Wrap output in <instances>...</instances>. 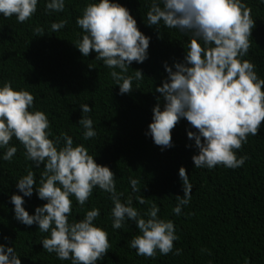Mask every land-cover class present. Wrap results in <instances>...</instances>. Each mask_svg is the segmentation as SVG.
Wrapping results in <instances>:
<instances>
[{
    "label": "trees",
    "instance_id": "obj_1",
    "mask_svg": "<svg viewBox=\"0 0 264 264\" xmlns=\"http://www.w3.org/2000/svg\"><path fill=\"white\" fill-rule=\"evenodd\" d=\"M45 2L38 0L36 12L23 23L17 22L15 15L5 18L0 14V84L9 81L14 89L29 91L34 97L32 110L45 112L50 121L49 138L63 132L72 137L74 145L83 144L97 164L114 173L122 202L131 197L132 206L141 214L156 203L158 217L172 220L178 236L168 254L157 251L154 257L138 256L128 247L129 240L139 234L135 223L129 220L120 229H113L112 201L106 192L94 187L83 207L73 198L69 220L82 219L92 207L100 210L93 223L107 231L109 248L97 264H264V120L256 135L249 134L247 142L235 150L237 157L247 156L240 167L195 168L191 156L198 150L187 131L196 130L186 119L181 118L170 130L171 147L162 149L145 134L152 107L159 102L163 108V98L155 91L167 80L163 65L166 62L171 67L173 62L183 61L190 34L167 28L162 22L147 25L151 0H117L134 17L138 30L150 38L147 58L141 63L132 61L124 73L134 75L140 70L143 77L133 79L132 90L120 94L109 75L111 69L96 60L93 51L84 57L75 47L82 36L75 20L90 0H65L62 12L46 10ZM243 2L251 9L254 26L250 47L242 59L254 63L257 75L264 78V3ZM60 19L67 20L66 25L51 31L50 24ZM37 26L45 33L35 36ZM85 103L91 108L88 113L79 108ZM83 116L92 119L96 132L87 140L77 123ZM9 143L17 151L10 161L0 159V243L13 246L21 264H71L42 248L40 241L47 232H40L35 223L28 226L14 218L9 198L14 193L22 195L16 181L28 170L34 172L36 185L30 197H23L22 206L32 214L46 201L35 191L43 163L40 168L32 167L20 142L13 137ZM3 151L0 149V154ZM180 166L192 188L189 203L176 215L172 212L175 196L183 195ZM129 178L138 181L139 191L132 192ZM137 196H144L145 202L139 203ZM177 248L179 255L175 254Z\"/></svg>",
    "mask_w": 264,
    "mask_h": 264
},
{
    "label": "clouds",
    "instance_id": "obj_2",
    "mask_svg": "<svg viewBox=\"0 0 264 264\" xmlns=\"http://www.w3.org/2000/svg\"><path fill=\"white\" fill-rule=\"evenodd\" d=\"M37 3L38 0H0V14L5 18L15 15L17 22L23 23L36 12ZM44 7L62 12L65 0H46ZM250 13L243 0H151L146 12L147 25L162 22L167 28L190 34V39L182 62H173L171 67L166 62L163 65L167 80L155 89L163 98V108L159 102L152 107L145 134L162 149L171 147L170 130L181 118L186 119L196 130L187 131L192 146L198 150L191 156L195 168L240 167L247 156L237 157L235 150L247 142L249 134L256 135L264 120V78L257 75L254 63L242 59L250 47L254 26ZM66 23L60 19L52 22L50 29L55 32ZM75 23L82 30L75 44L81 55L87 57L93 51L95 59L111 69L109 75L119 86L118 92H130L133 79L140 80L143 75L140 70H135L134 75L124 73L132 61L141 63L147 58L150 38L138 30L129 10L117 0H90ZM33 31L35 36L45 33L39 26ZM33 100L29 91L14 89L9 81L0 84V149H4L0 159L13 158L17 148L9 142L14 137L32 167L40 168L43 163L35 191L46 202L36 206L32 214L22 206L23 197H30L36 185L34 172L28 170L16 181L22 195L14 193L9 198L14 218L28 226L35 223L40 232H47L40 241L42 248L55 253L58 259L70 260L71 264H97L109 248L107 231L93 223L100 210L92 207L78 220L70 221L69 216L73 198L83 207L94 187H98L112 201L113 229H120L129 220L135 223L139 234L129 240L128 247L135 249L138 256L171 252L178 239L172 220L158 217L156 203L141 214L132 206L131 197L122 202L123 193L117 191L115 175L109 167L97 164L87 148L74 145L66 133L49 138L50 121L45 112L32 110ZM79 108L83 113L91 111L86 103ZM77 123L84 129L83 139L95 137L90 117L83 116ZM178 176L183 195L175 196L172 212L176 215L189 203L192 188L183 166L178 168ZM137 183L129 178L134 193L139 191ZM136 200L145 202L144 196ZM175 254L179 255L180 249ZM0 264H21L13 246L0 243Z\"/></svg>",
    "mask_w": 264,
    "mask_h": 264
}]
</instances>
